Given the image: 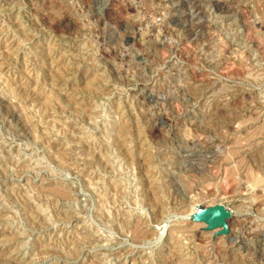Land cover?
I'll return each instance as SVG.
<instances>
[{
	"label": "rangeland",
	"instance_id": "obj_1",
	"mask_svg": "<svg viewBox=\"0 0 264 264\" xmlns=\"http://www.w3.org/2000/svg\"><path fill=\"white\" fill-rule=\"evenodd\" d=\"M0 264H264V0H0Z\"/></svg>",
	"mask_w": 264,
	"mask_h": 264
},
{
	"label": "water",
	"instance_id": "obj_2",
	"mask_svg": "<svg viewBox=\"0 0 264 264\" xmlns=\"http://www.w3.org/2000/svg\"><path fill=\"white\" fill-rule=\"evenodd\" d=\"M232 212L226 206L216 203L210 206L199 205L196 211L188 216V219L204 224V230L213 232L214 236H227L230 232L228 220Z\"/></svg>",
	"mask_w": 264,
	"mask_h": 264
},
{
	"label": "bare ground",
	"instance_id": "obj_3",
	"mask_svg": "<svg viewBox=\"0 0 264 264\" xmlns=\"http://www.w3.org/2000/svg\"><path fill=\"white\" fill-rule=\"evenodd\" d=\"M231 218H232V217H231ZM231 218H230V219H231ZM230 219H229V220H230ZM229 220H228V221H229ZM201 224H203V223H201ZM203 225H204V224H203Z\"/></svg>",
	"mask_w": 264,
	"mask_h": 264
}]
</instances>
